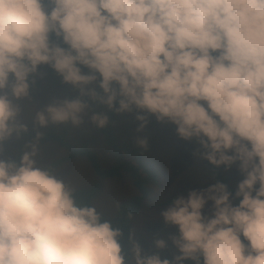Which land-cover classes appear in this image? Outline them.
<instances>
[{
    "label": "clouds",
    "instance_id": "obj_1",
    "mask_svg": "<svg viewBox=\"0 0 264 264\" xmlns=\"http://www.w3.org/2000/svg\"><path fill=\"white\" fill-rule=\"evenodd\" d=\"M45 68L76 94L40 106ZM109 113L172 125L234 189L175 196L159 213L175 233L146 251L133 213L109 215L42 147ZM0 264H264V0H0Z\"/></svg>",
    "mask_w": 264,
    "mask_h": 264
},
{
    "label": "rangeland",
    "instance_id": "obj_2",
    "mask_svg": "<svg viewBox=\"0 0 264 264\" xmlns=\"http://www.w3.org/2000/svg\"><path fill=\"white\" fill-rule=\"evenodd\" d=\"M47 73L46 79L42 81V89L33 90V97L40 106L50 102L55 96H64V93L75 95V90L60 82L59 77L50 69H44ZM90 114V113H89ZM60 126H51L57 128ZM64 127V126H63ZM70 130V139L74 145L88 147L96 151L102 158L101 164L111 167L114 164V152L108 145L106 139L91 125L85 117V123L81 129ZM44 129V133H45ZM113 131L122 141L124 149L129 152L135 147V139L138 135L148 138L150 153L142 159V164L148 173L155 174L160 178L162 187L157 188L156 184L151 186V193L147 197L144 210L134 216L137 219L138 239L143 248L152 250V241L156 236L166 238L169 234L175 233L176 229L163 224L159 213L166 207L159 203L166 202L178 195H186L189 190L203 189L214 183L206 161H198L193 158L192 153L197 147L195 142H186L175 135L172 125L157 123L152 119L143 133L136 132V122L131 114L116 115V123ZM47 153L46 159H50L60 151V162L65 172H70L73 179L84 189L87 196L98 201L103 209L112 217L119 213L121 205L138 194L132 180L128 175H121L114 179L99 178L91 165L85 158L70 160L66 158L67 151L55 144H42ZM222 174L229 180L234 188L240 178L235 170L224 171ZM168 176V178H166ZM124 203V204H123ZM171 247L165 250L162 255H171Z\"/></svg>",
    "mask_w": 264,
    "mask_h": 264
},
{
    "label": "trees",
    "instance_id": "obj_3",
    "mask_svg": "<svg viewBox=\"0 0 264 264\" xmlns=\"http://www.w3.org/2000/svg\"><path fill=\"white\" fill-rule=\"evenodd\" d=\"M42 86L43 85L40 82L34 90H40L42 89ZM64 96L71 97L73 95L64 93ZM93 111H106V109H104L103 106L97 105L94 106ZM116 115L117 114L115 113H109V125L102 130H97L106 139L108 145L114 152L115 161L111 167H106L101 164L102 158L95 150L83 146L76 147L70 139V130L68 126H60L57 128H51V126H49V128L45 130V136L42 144H55L63 148L64 151H67L65 159L68 161H78L81 158H85L93 168L95 174L101 179H114V177L118 178L121 175H128L138 194L128 199L125 204L123 203L124 205L120 206L119 213L117 212L116 216H113L121 223H124L127 221L128 212H132L133 216H136L144 210L145 205L147 204L146 199L151 193V186L157 183L156 187L161 188L162 184L160 178H158L155 174L149 175L148 169H146L142 164V159L151 151L149 146L147 150H142L138 148L137 145L134 148L131 147L129 152L124 149L122 141L116 136V132L113 131L116 123ZM28 138L30 137H25V139ZM22 142L23 141L20 143ZM207 166L215 181L222 180L229 184L230 188H233L229 183V180L222 174V169H214L208 163ZM166 178H168V176ZM84 194L87 195L85 191ZM168 201L159 203V205L167 206Z\"/></svg>",
    "mask_w": 264,
    "mask_h": 264
}]
</instances>
